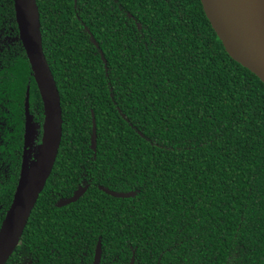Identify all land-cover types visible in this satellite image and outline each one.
Segmentation results:
<instances>
[{
    "label": "trees",
    "instance_id": "obj_1",
    "mask_svg": "<svg viewBox=\"0 0 264 264\" xmlns=\"http://www.w3.org/2000/svg\"><path fill=\"white\" fill-rule=\"evenodd\" d=\"M36 1L63 136L6 264H90L99 241L102 264L133 253L135 264H264V83L229 56L201 1ZM28 90L34 159L43 103L14 0H0V227Z\"/></svg>",
    "mask_w": 264,
    "mask_h": 264
},
{
    "label": "water",
    "instance_id": "obj_2",
    "mask_svg": "<svg viewBox=\"0 0 264 264\" xmlns=\"http://www.w3.org/2000/svg\"><path fill=\"white\" fill-rule=\"evenodd\" d=\"M77 1V0H75ZM204 12L229 56L264 83V0H200ZM20 39L27 54L44 110L42 138L37 155L29 149L35 135L30 112V90L25 99L24 151L20 178L6 217L0 227V264H6L16 251L37 201L51 176L62 142V108L57 83L46 60L36 0H14ZM50 104L52 110L50 112ZM92 147L97 148V126L93 119ZM116 198H131L135 192H116L101 188ZM87 187L58 203L59 207L79 200ZM101 242L95 263L102 254ZM133 256L131 263L134 264Z\"/></svg>",
    "mask_w": 264,
    "mask_h": 264
},
{
    "label": "flooded vegetation",
    "instance_id": "obj_3",
    "mask_svg": "<svg viewBox=\"0 0 264 264\" xmlns=\"http://www.w3.org/2000/svg\"><path fill=\"white\" fill-rule=\"evenodd\" d=\"M33 159V158H32ZM88 189V188H87ZM99 243V242H98ZM102 245V244H101ZM97 246H98V244H97ZM102 247V246H101ZM96 249H97V247H96ZM96 249H95V252H94V256H93V260H92V262L90 263V264H94L95 263V257H96ZM102 254H103V249H102ZM102 254H101V259H100V263L99 264H102ZM133 256H134V253H133ZM133 258V257H132ZM132 258H131V260H132ZM84 261H80V262H78V263H76V262H74L73 264H82ZM130 263H131V261H130ZM129 263V264H130ZM29 264H31V263H29ZM134 264H135V259H134Z\"/></svg>",
    "mask_w": 264,
    "mask_h": 264
},
{
    "label": "snow or ice",
    "instance_id": "obj_4",
    "mask_svg": "<svg viewBox=\"0 0 264 264\" xmlns=\"http://www.w3.org/2000/svg\"><path fill=\"white\" fill-rule=\"evenodd\" d=\"M51 110H52V105L50 104V112H51Z\"/></svg>",
    "mask_w": 264,
    "mask_h": 264
}]
</instances>
